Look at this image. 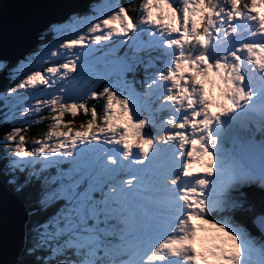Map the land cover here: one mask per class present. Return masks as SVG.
<instances>
[{
	"label": "snow or ice",
	"instance_id": "snow-or-ice-1",
	"mask_svg": "<svg viewBox=\"0 0 264 264\" xmlns=\"http://www.w3.org/2000/svg\"><path fill=\"white\" fill-rule=\"evenodd\" d=\"M133 4L50 22L7 89L4 264H264V0Z\"/></svg>",
	"mask_w": 264,
	"mask_h": 264
},
{
	"label": "water",
	"instance_id": "water-1",
	"mask_svg": "<svg viewBox=\"0 0 264 264\" xmlns=\"http://www.w3.org/2000/svg\"><path fill=\"white\" fill-rule=\"evenodd\" d=\"M96 0H2L0 3V59L15 62L24 59L39 42L50 22L68 18L74 12L89 9ZM6 69L0 73V88L7 82ZM71 86L69 89H76ZM2 124H0V127ZM12 203L0 191V264L14 253L11 244H3Z\"/></svg>",
	"mask_w": 264,
	"mask_h": 264
},
{
	"label": "rangeland",
	"instance_id": "rangeland-1",
	"mask_svg": "<svg viewBox=\"0 0 264 264\" xmlns=\"http://www.w3.org/2000/svg\"><path fill=\"white\" fill-rule=\"evenodd\" d=\"M111 3H119L122 5V0H98V1L94 2L91 5V8H89L88 10L82 11V12H74L68 18L61 20V21H58L57 23H69V24H71V23H73V18H75L76 21H79V24L77 25L79 27V29L81 31H86L88 24L90 22H94L92 18L98 16L101 12L105 11L106 10L105 5L111 4ZM261 11H264V9H261ZM103 18L104 17L101 16V19H103ZM40 38H41V35H40ZM56 42H58V41H56L52 35H47L43 39H41L40 42L32 49V51L36 52L32 57L29 56L30 51H27L26 52V58L20 59V60L17 59L15 61L13 70H10L8 75H5L7 78H10V74L12 73L11 80H13V82L11 84V87H14V85L16 83H19L20 80H22L26 77V75L30 74V71L28 69L23 68L22 65H27L31 62L35 66V70H37V71H42L43 68L48 67V66H52V61H47V60L45 61L44 64H37L36 61L34 60V57L36 56L37 53H39L41 51V49L43 47H45L46 45H49V44L56 43ZM103 52H104V49L99 48L98 51L94 52V55L102 56ZM53 60H59V62H61V63L63 62V58H61V57L53 58ZM1 61H2V59H0V62ZM0 64H3V63L1 62ZM1 70H2V67H0V73L3 72ZM77 71H78V69H77ZM74 75H76V73L70 74V76H74ZM73 82H74L73 80L69 79L67 81V86L73 84ZM75 83L82 85V86H86V85H83L82 81L81 82L75 81ZM210 88H211V86H210ZM41 90H46V89H44L43 86H38L37 88L30 90L26 94L30 98L34 97V96H39ZM6 93H7V90H6L4 96H2L0 94V100H2V98H3L4 102H5V106L6 105L10 106L11 104H13L15 102V100H14V97L9 96ZM34 102L35 101L32 100V103H34ZM89 107L91 108V106H89ZM5 110H6V108H5ZM213 111H216V109L213 108ZM68 114L69 113H65V116H64L65 120H67L66 117ZM81 123L82 122H80L77 125L72 124V125H70V127H72L73 130H76L79 128V125ZM35 127L36 128L28 129L27 132L23 133L26 136V140L28 143H31L32 141L38 139L42 134L46 133V131H47V124L46 123H40L39 126L35 125ZM135 143H138V142L134 141V148H135ZM0 147H2V146H0Z\"/></svg>",
	"mask_w": 264,
	"mask_h": 264
},
{
	"label": "trees",
	"instance_id": "trees-1",
	"mask_svg": "<svg viewBox=\"0 0 264 264\" xmlns=\"http://www.w3.org/2000/svg\"><path fill=\"white\" fill-rule=\"evenodd\" d=\"M0 2H1V0H0ZM140 2H141V0H134V4H133V6H138L139 4H140ZM127 3V0H122V4L124 5V4H126ZM132 18L133 19H135V14L134 13H132ZM11 62V61H10ZM6 63V68H8V67H11L12 66V63ZM7 86V84L4 86V87H6ZM3 87V88H4ZM86 87V86H85ZM89 106H91L92 107V104L91 103H89ZM96 107H97V111L99 112L100 111V102L99 101H97L96 102ZM66 119L67 120H69V119H72V120H74V124H79L80 122H86V120L88 119V117H86L84 114H83V112H78V114L75 116V117H72L70 114H68L67 115V117H66ZM29 129H33V127H29ZM4 130H7L6 129V126L4 127H1L0 128V135H2L3 134V131Z\"/></svg>",
	"mask_w": 264,
	"mask_h": 264
},
{
	"label": "clouds",
	"instance_id": "clouds-1",
	"mask_svg": "<svg viewBox=\"0 0 264 264\" xmlns=\"http://www.w3.org/2000/svg\"><path fill=\"white\" fill-rule=\"evenodd\" d=\"M93 4V3H92ZM91 4V5H92ZM91 5H90V7L89 8H91ZM123 5V4H122ZM58 22V21H57ZM40 39H42V38H40ZM31 52H32V50L29 52V55L31 54ZM26 58V57H25ZM2 63H9L10 61L9 60H6V59H2V61H1ZM10 63H12V66L11 67H8V68H4L3 70H1V71H4L5 69H6V75H8V73L10 72V70L12 69V68H14V64H15V62H10ZM4 65V64H3ZM6 66V65H5ZM8 81H9V78H7V82L5 83V85L8 83ZM4 85V86H5ZM7 89H9V88H7Z\"/></svg>",
	"mask_w": 264,
	"mask_h": 264
},
{
	"label": "flooded vegetation",
	"instance_id": "flooded-vegetation-1",
	"mask_svg": "<svg viewBox=\"0 0 264 264\" xmlns=\"http://www.w3.org/2000/svg\"><path fill=\"white\" fill-rule=\"evenodd\" d=\"M36 52L32 51L31 54L29 55L30 57H32ZM1 63V62H0ZM4 65H6L5 63H3ZM13 70V69H11ZM11 77H12V73L10 74V78H9V81L7 83V86L4 87L1 91H0V94L3 93V92H6L7 88L10 87V85L12 84L13 80H11ZM79 85V84H78ZM3 102H1L0 106H2Z\"/></svg>",
	"mask_w": 264,
	"mask_h": 264
},
{
	"label": "bare ground",
	"instance_id": "bare-ground-1",
	"mask_svg": "<svg viewBox=\"0 0 264 264\" xmlns=\"http://www.w3.org/2000/svg\"><path fill=\"white\" fill-rule=\"evenodd\" d=\"M194 170L196 171V170H198V168H195Z\"/></svg>",
	"mask_w": 264,
	"mask_h": 264
}]
</instances>
